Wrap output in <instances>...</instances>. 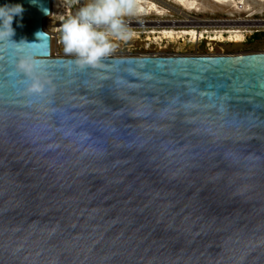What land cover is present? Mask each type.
I'll return each mask as SVG.
<instances>
[{"label":"water","instance_id":"95a60500","mask_svg":"<svg viewBox=\"0 0 264 264\" xmlns=\"http://www.w3.org/2000/svg\"><path fill=\"white\" fill-rule=\"evenodd\" d=\"M5 3L0 264H264V52L80 68L52 55V0Z\"/></svg>","mask_w":264,"mask_h":264},{"label":"rangeland","instance_id":"374dc122","mask_svg":"<svg viewBox=\"0 0 264 264\" xmlns=\"http://www.w3.org/2000/svg\"><path fill=\"white\" fill-rule=\"evenodd\" d=\"M190 1V0H186ZM197 3L195 5L196 10H186L183 6L177 4L178 8L184 10L187 14L191 16H196L199 18H218V19H238L243 20V23L252 22V20H264V3L258 2V0H245V6L251 9L250 12L247 11H236L232 5L222 6L214 3L212 0H195ZM85 4L88 0H82ZM175 3V2H174ZM146 10L145 13L136 16L125 17V20L130 21L132 24L129 28L134 35L127 41H114L117 45L115 50L109 55H119V54H184V55H235L242 53H258L264 52V28L258 27H241L240 30L243 31V39L240 42H229L228 34L223 33V41L218 40L210 41V38H215L216 32L228 29H239L238 26L231 27H219L215 30H206L197 32L198 34H203V39L196 42H188L189 37H182L175 40V43L171 42L169 39L164 37L163 32L173 30L176 34L179 31L169 27L168 29H155L148 28L147 26H141L140 22L143 23L147 20H164L172 19L171 14L167 10L158 7L161 11L160 14L152 10H148L147 4L142 5ZM184 8V9H183ZM165 11V12H164ZM164 13V14H163ZM145 14V15H144ZM163 14V15H162ZM171 16V17H170ZM58 19V10H52L51 16L45 20L43 23L44 30L50 34L52 38V55L56 56H72L66 54L63 51L62 43L60 42L61 33L55 32V24ZM138 25V26H137ZM141 26V27H140ZM235 27V28H234ZM172 28V29H171ZM150 31H153L151 33ZM181 31H192V30H181ZM180 31V32H181ZM194 31V30H193ZM138 36V38H137ZM150 39V47L145 49L146 39ZM161 40H163L161 42Z\"/></svg>","mask_w":264,"mask_h":264},{"label":"clouds","instance_id":"9594fccd","mask_svg":"<svg viewBox=\"0 0 264 264\" xmlns=\"http://www.w3.org/2000/svg\"><path fill=\"white\" fill-rule=\"evenodd\" d=\"M24 8L21 4L0 5V43L15 46L22 51L19 43L11 40L15 34L12 27L14 17H21ZM142 8L137 0H88L68 17H61L60 43L66 54L75 57V64L80 67H97L104 57L112 53L116 44L114 41H127L134 33L128 28L125 17L141 14ZM25 43V42H24ZM16 68L30 79L27 86L29 93H42L50 81L34 76V64L27 56H22Z\"/></svg>","mask_w":264,"mask_h":264},{"label":"bare ground","instance_id":"6f19581e","mask_svg":"<svg viewBox=\"0 0 264 264\" xmlns=\"http://www.w3.org/2000/svg\"><path fill=\"white\" fill-rule=\"evenodd\" d=\"M78 1L80 2L79 7H81L83 5V2H82V0H78ZM170 1L181 5V7L183 6L186 10L187 9L188 10H196L195 9L196 8L195 5H196L197 2L195 0H190V1H186V0H170ZM212 1L214 3L222 5V6L232 5L236 11H247V12L251 11V9L249 7L245 6V0H212ZM258 2L264 3V0H258ZM137 3L142 8L141 14L146 12V10L142 6L143 4H147L148 10H152V11L156 12L157 14H160V12H161V11L158 10V7L156 6V4L153 1L137 0ZM79 7H78V9H79ZM52 10L53 11L54 10H58V19H57L56 27H55L54 30L59 32L60 31V24H61V17H66V15L68 13V10L66 9V7L64 5V0H52V9H51V11ZM76 11H75V13H76ZM184 19H186V21H187L189 18H186V16H185ZM231 26H238V28H239V26H241V27H258V28L260 27V28H264V20H263V22L252 21V22H249V23H243V22L235 23V24H233ZM243 31H245V30H243ZM243 31H241L240 28L239 29H228V30L217 31L215 38H210V41L218 40L219 42H222L223 41V35L222 34L225 33V34H228V41L229 42H234V43L240 42L243 39V35H242L244 33ZM203 34L204 33L198 34L195 30L194 31L193 30L192 31H181V32H178L176 34L173 32V30H169V31H164L163 32L164 37H166L167 39H169L173 43H175V40H178L179 38L188 37V36H189L190 42H196L197 40L200 41V40L203 39Z\"/></svg>","mask_w":264,"mask_h":264},{"label":"flooded vegetation","instance_id":"af4514ba","mask_svg":"<svg viewBox=\"0 0 264 264\" xmlns=\"http://www.w3.org/2000/svg\"><path fill=\"white\" fill-rule=\"evenodd\" d=\"M147 1H153L157 6L167 10L171 14L172 17H175L172 19L147 20L143 22L148 27H152V28L159 29V30L163 28L169 29V27H173L174 30L179 31V32L181 30H195L197 32H200L201 30L202 31H206L210 29L215 30L216 28H219V27H223V28L231 27V25L235 23H241V21H243V20H238V19L225 20V19H218V18H199V17L191 16L187 14L186 12H184V10L178 8V6H175L177 5L176 3L171 2L170 0H147ZM185 16L186 18H189L187 21L186 19H184ZM162 41L163 40H161V42ZM188 42H190V40ZM148 55H155V54H148ZM165 55H172V54H165ZM175 55H180V54H175Z\"/></svg>","mask_w":264,"mask_h":264},{"label":"built area","instance_id":"2783aa9c","mask_svg":"<svg viewBox=\"0 0 264 264\" xmlns=\"http://www.w3.org/2000/svg\"><path fill=\"white\" fill-rule=\"evenodd\" d=\"M79 4H80V2L78 1V0H64V5H65V7H66V9L68 10V13H67V15H66V17H68L69 15H73V14H75V11L78 9V7H79ZM84 4V3H83ZM126 21V24H127V26H128V28H130L131 27V25H134V24H132L130 21H128V20H125ZM140 25L141 26H147V25H145L144 23H141L140 22ZM138 26V25H137ZM140 26V27H141ZM55 27H56V24H55ZM148 27V26H147ZM148 28H150V29H152V27H148ZM55 29V28H54ZM55 32H57V31H55ZM60 32V31H59ZM151 33H153V31H150ZM137 38H138V36H137ZM147 40V43H145L144 45H145V49L146 48H149L150 47V43H149V38L148 39H146ZM56 43L58 44V43H60V42H58V40L56 41ZM119 55H124V56H127V55H132V54H129V53H125V54H119ZM135 55H140V54H135ZM143 55H145V54H143ZM146 55H148V54H146ZM156 55V54H155ZM108 56H117V55H108Z\"/></svg>","mask_w":264,"mask_h":264}]
</instances>
